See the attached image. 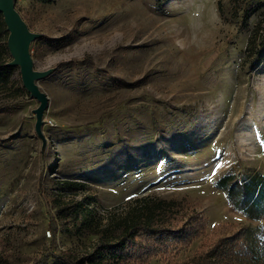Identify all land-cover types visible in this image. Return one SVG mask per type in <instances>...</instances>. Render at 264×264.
I'll use <instances>...</instances> for the list:
<instances>
[{"label": "rangeland", "instance_id": "obj_1", "mask_svg": "<svg viewBox=\"0 0 264 264\" xmlns=\"http://www.w3.org/2000/svg\"><path fill=\"white\" fill-rule=\"evenodd\" d=\"M220 1L14 0L46 102L19 65L0 88V264H68L146 196L176 206L131 264H192L243 227L264 264V217L216 184L264 174V0ZM69 203L94 230L63 229Z\"/></svg>", "mask_w": 264, "mask_h": 264}, {"label": "trees", "instance_id": "obj_2", "mask_svg": "<svg viewBox=\"0 0 264 264\" xmlns=\"http://www.w3.org/2000/svg\"><path fill=\"white\" fill-rule=\"evenodd\" d=\"M52 2L53 0H42ZM219 10L222 13L221 1ZM9 30L0 11V88L7 86L16 69L12 60L2 58L8 51ZM254 37L249 41V49H256ZM219 188L226 192L227 198L238 210L243 211L251 219L264 217V174L256 172L245 179H238L234 173L228 172L216 181ZM174 200L141 197L137 199L124 215L113 217L100 230L93 227L94 217L85 205L56 204L58 217L65 230L76 229L77 232L89 229L99 234V239L92 251L68 259V264H131L129 244L145 230H163L164 220L172 211ZM57 226V225H55ZM56 233V229H53ZM242 240V241H241ZM256 249L251 241V231L243 227L238 236L222 238L213 248L203 253L202 257L192 264H248L256 260Z\"/></svg>", "mask_w": 264, "mask_h": 264}, {"label": "water", "instance_id": "obj_3", "mask_svg": "<svg viewBox=\"0 0 264 264\" xmlns=\"http://www.w3.org/2000/svg\"><path fill=\"white\" fill-rule=\"evenodd\" d=\"M0 11L4 15V21L9 30L7 45L12 55L9 64L20 66L24 85L33 95L42 99V107L46 102V96L38 89L34 79L44 73L33 70L28 50L29 42L38 35L29 30L27 23L16 9L14 0H0Z\"/></svg>", "mask_w": 264, "mask_h": 264}]
</instances>
